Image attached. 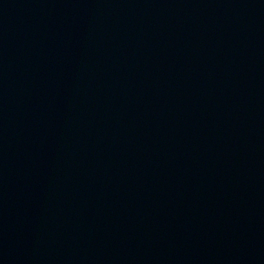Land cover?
I'll return each mask as SVG.
<instances>
[{
    "label": "water",
    "instance_id": "95a60500",
    "mask_svg": "<svg viewBox=\"0 0 264 264\" xmlns=\"http://www.w3.org/2000/svg\"><path fill=\"white\" fill-rule=\"evenodd\" d=\"M0 264H264V0H0Z\"/></svg>",
    "mask_w": 264,
    "mask_h": 264
}]
</instances>
